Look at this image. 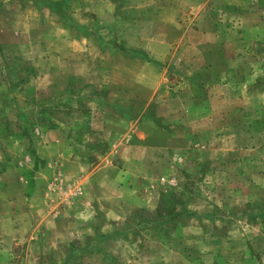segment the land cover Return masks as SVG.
Returning <instances> with one entry per match:
<instances>
[{
	"label": "rangeland",
	"instance_id": "1",
	"mask_svg": "<svg viewBox=\"0 0 264 264\" xmlns=\"http://www.w3.org/2000/svg\"><path fill=\"white\" fill-rule=\"evenodd\" d=\"M237 2L169 0L168 31L156 33L163 24L141 16L155 0H0V155L20 160L29 195L44 168L51 215L68 202L77 208L81 232L71 238L84 240L69 245V264H264V43L253 49L249 97L228 98L227 116L217 99L207 120L163 116L171 92L186 88L189 56L198 55L182 47L186 30L170 41L171 10L189 23L192 8ZM256 3L264 10V0ZM124 57L133 73L166 79L124 76ZM205 85L193 91L191 109L207 106ZM242 105L247 111L236 110ZM50 143L41 167L39 150ZM105 161L128 178L109 179L99 169ZM121 212L130 213L116 220Z\"/></svg>",
	"mask_w": 264,
	"mask_h": 264
},
{
	"label": "crops",
	"instance_id": "2",
	"mask_svg": "<svg viewBox=\"0 0 264 264\" xmlns=\"http://www.w3.org/2000/svg\"><path fill=\"white\" fill-rule=\"evenodd\" d=\"M203 1L206 2V0ZM258 1L260 0H240V3L237 2L234 9L222 5L217 10L211 8L202 11L203 8L198 10L192 8L193 18L189 23H181L177 18V16H180L179 9L177 11L171 10L173 16L169 23L174 34L170 41L178 39L179 32L186 30L188 40L183 43L182 47L186 48L188 52H197L198 55L192 56L191 54L189 56L187 60V68L189 67V69L186 70L185 76H183L186 88L179 90L177 87L176 90L171 92L169 98L173 100L172 110L169 107L163 110L164 117H174L178 113L179 115H186L189 120L190 117L197 119V116L198 118L202 117V120H207L215 114L217 108L213 107L211 100L217 99L221 105L220 109H222V106L227 104L228 98L238 100L240 97H249L248 78L253 76L252 63L256 64L253 49L262 46V42L264 43V40H262L264 35V10L257 6L256 2ZM152 6L143 9V14L140 15L155 18L163 24L162 26L157 25L156 33L168 31L163 16L169 6V0H155L156 7ZM245 7L250 8L247 10ZM52 14L57 16L54 11ZM229 18L233 20L231 21ZM227 21L233 22L231 27H234L233 30L237 31V36L233 40L228 39V34L232 30H228ZM201 27L206 29H201ZM198 28L200 29L197 30ZM175 32H178L177 35ZM124 58L127 60L126 66L119 68L123 69L120 72L124 76H145L146 78L163 76L160 77L159 84L166 79L164 75L160 74L161 71L158 75L150 70L147 73H133L131 57ZM157 77L150 79L156 82L158 81ZM201 82L206 84L204 92H201V94L205 93L204 98L208 100L207 106L197 110L195 108L191 109V107H194V100L197 97L193 91L196 88L198 89V84H201ZM221 84H227L223 85L226 88L225 92L221 90ZM228 91L230 92L229 96ZM185 96H187V99H184ZM176 100H180L178 101L180 106L178 112L175 110ZM154 107L157 117L159 119L164 118L158 114L159 108H156L155 105ZM223 107L221 115L225 114L227 116L231 108ZM236 110L245 112L247 108L242 105ZM44 140L45 142L49 140L48 136H45ZM48 145L45 144L39 150L41 167L42 162L45 163V156L52 144ZM19 161L17 156L8 158L0 155V264H40L41 260L44 261L49 257H53L55 251L56 254L60 255L57 258V264H69L72 256L75 255L74 252L69 251V245L84 240V238H71L72 235L81 232V230L78 231L77 227V213H75L78 212L77 208L73 209V204L68 202L65 210L61 209L56 215H51L53 206L47 205L49 203H47L49 201V189L47 187L49 177L46 171L42 168L36 173L34 178L36 188L29 195L25 183L20 181ZM66 161H68V156H66ZM108 163L110 162L105 161L99 169L104 170L109 179L116 177L119 178L117 180L119 182L120 179L128 178V172H120L119 168L116 169ZM113 174H117V176H113ZM125 189V185L122 186L121 184L117 188L119 191ZM74 190L71 188L67 196L69 197L70 194L74 193ZM85 193L86 187L79 189L76 193V199H83L81 195ZM138 208L139 205H134L131 211ZM80 210L82 212V208ZM129 213L121 212L115 219H124ZM50 236L52 238H49ZM5 258L7 262H5ZM88 258L90 257L86 256V262Z\"/></svg>",
	"mask_w": 264,
	"mask_h": 264
}]
</instances>
